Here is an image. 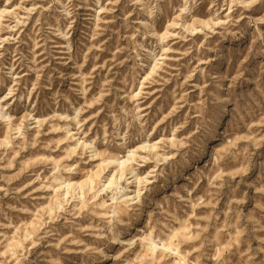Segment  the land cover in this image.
I'll list each match as a JSON object with an SVG mask.
<instances>
[{"label":"rangeland","instance_id":"rangeland-1","mask_svg":"<svg viewBox=\"0 0 264 264\" xmlns=\"http://www.w3.org/2000/svg\"><path fill=\"white\" fill-rule=\"evenodd\" d=\"M0 264H264V0H0Z\"/></svg>","mask_w":264,"mask_h":264},{"label":"bare ground","instance_id":"bare-ground-1","mask_svg":"<svg viewBox=\"0 0 264 264\" xmlns=\"http://www.w3.org/2000/svg\"><path fill=\"white\" fill-rule=\"evenodd\" d=\"M224 113H225V109L222 110V114L217 118L218 125H219V123L221 121L220 119H221V117L223 116ZM215 131H216V133L212 134L210 136L211 139L208 142H206V144L204 145V147L201 149L200 153L198 154L197 161H196L197 164L204 162V159H205V157H206V155H207V153H208V151L210 149V145L212 143H214L215 141H217L219 139L220 135L222 134V130L220 128H217ZM193 167H194V165H193ZM112 238H113V242H116L117 240H119L116 236H114ZM121 242H123V241H121Z\"/></svg>","mask_w":264,"mask_h":264}]
</instances>
